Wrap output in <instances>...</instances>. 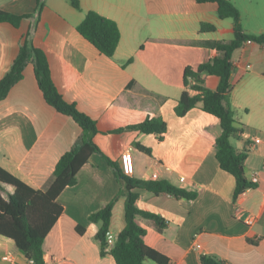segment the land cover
I'll list each match as a JSON object with an SVG mask.
<instances>
[{"label":"crops","instance_id":"0c3cea01","mask_svg":"<svg viewBox=\"0 0 264 264\" xmlns=\"http://www.w3.org/2000/svg\"><path fill=\"white\" fill-rule=\"evenodd\" d=\"M78 1L79 9L70 0H44L37 14L36 0H0V10L32 14L17 27L0 22V79L29 33L47 56L59 93L96 120L100 132L94 141L110 159L120 166L121 153L130 148L131 177L167 180L196 193L194 199H181L134 189L138 208L164 219L161 228L152 219L137 217V222L146 231L145 244L167 257L169 264H202L203 255L222 264H264V45L247 41L232 57L230 97L243 131L231 141L246 152L244 172L256 183L234 198L235 179L221 169L215 155V139L221 133L218 119L199 106L183 116L174 111L185 90L184 68H196L216 56L215 42L234 37L233 20L219 18L214 2ZM229 1L239 10L246 33L264 34V0ZM88 11L118 25L120 40L112 57L77 31ZM202 23L215 25V30L200 31ZM201 76L206 88L216 89L218 77ZM147 116L165 121L161 139L135 130L105 133ZM81 134L72 117L46 103L28 63L22 78L0 100V167L45 191L58 159ZM120 188L114 169L92 153L77 172L76 184L57 197L62 212L44 239L45 264H116L112 255H101L95 238L98 224L88 216L116 198L110 223L114 241L125 225ZM0 264L33 263L12 239L0 235Z\"/></svg>","mask_w":264,"mask_h":264},{"label":"trees","instance_id":"16d2710c","mask_svg":"<svg viewBox=\"0 0 264 264\" xmlns=\"http://www.w3.org/2000/svg\"><path fill=\"white\" fill-rule=\"evenodd\" d=\"M198 3L214 2L217 4L219 18H231L234 24V37L226 41L215 42L217 55L199 64L196 68L186 66L183 71L185 90L181 93L174 108L176 115L183 116L191 108L200 107L203 111L215 116L220 124L221 133L215 139V155L221 169L233 175L235 179L234 198L256 183L248 180L244 172L246 152L239 151L232 144V137L243 129L234 116L231 103V74L233 71V53L247 41L264 45V34H248L241 23L239 10L229 0H196ZM73 7L79 9L78 0H70ZM37 14L44 7V0H36ZM32 14L16 15L0 10V22H8L17 27L24 17ZM77 31L89 41L100 53L112 57L120 40V30L116 22L94 11H88L77 25ZM215 25L202 23L200 31L210 32ZM31 63L39 89L47 104L58 112L66 114L80 126L82 134L79 140L58 159L50 182L45 191L37 190L19 180L0 167V235L10 238L22 250L33 264H45L43 243L46 235L62 212L57 197L61 191L75 185L77 172L86 163L92 153L100 154L114 169L121 184L120 194L125 196L123 229L114 237L109 247L108 237L112 209L116 198L103 208L88 216L90 222L98 224L95 234L100 244L101 255L110 254L116 264H169L168 258L144 242L145 229L137 222V217L152 219L161 228L165 225L160 216L138 208L136 188H143L153 193H168L181 199H194L196 193L177 187L167 180H142L125 175L121 167L110 159L95 143L94 136L99 133L96 120L77 109L74 103L67 102L59 93L51 76L50 66L45 52L36 47L27 33L20 45L9 70L0 79V100L3 99L12 85L22 78L24 67ZM202 73L218 77L216 89L203 85ZM166 123L160 117L147 116L142 121L108 130L105 133H120L129 130L145 134H154L158 139L166 131ZM135 146L147 153L150 150L135 143ZM83 228L77 226L78 233ZM202 264H222L208 256L201 257Z\"/></svg>","mask_w":264,"mask_h":264},{"label":"built area","instance_id":"2783aa9c","mask_svg":"<svg viewBox=\"0 0 264 264\" xmlns=\"http://www.w3.org/2000/svg\"><path fill=\"white\" fill-rule=\"evenodd\" d=\"M120 167H121L122 172L125 175L130 176V175L133 174V172H134V165H133V159H132V154H131V149L130 148L125 149L121 153V155H120ZM183 179L184 178H181V181ZM247 222L248 223L251 222L250 218H248ZM107 242H108L109 247H111L113 245V239L111 237H108ZM30 262L33 263L32 260H30Z\"/></svg>","mask_w":264,"mask_h":264}]
</instances>
